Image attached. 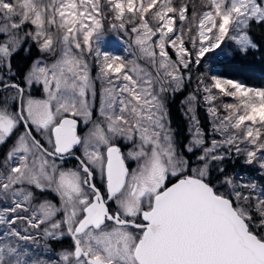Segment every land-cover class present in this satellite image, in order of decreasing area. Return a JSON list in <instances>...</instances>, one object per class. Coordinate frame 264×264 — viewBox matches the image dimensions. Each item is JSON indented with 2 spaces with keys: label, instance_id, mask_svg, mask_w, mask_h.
<instances>
[{
  "label": "snow or ice",
  "instance_id": "obj_1",
  "mask_svg": "<svg viewBox=\"0 0 264 264\" xmlns=\"http://www.w3.org/2000/svg\"><path fill=\"white\" fill-rule=\"evenodd\" d=\"M253 21L264 0H0V264H264V184L219 166L234 152L264 170V87L198 76L219 138L193 116L183 148L166 112L226 40L258 49ZM29 43L46 58L15 82Z\"/></svg>",
  "mask_w": 264,
  "mask_h": 264
},
{
  "label": "trees",
  "instance_id": "obj_2",
  "mask_svg": "<svg viewBox=\"0 0 264 264\" xmlns=\"http://www.w3.org/2000/svg\"><path fill=\"white\" fill-rule=\"evenodd\" d=\"M248 31L254 42L259 45L258 49L249 50L247 54L240 53L235 49L227 56L218 57L214 63V69L217 74L223 75L226 78L239 80L249 86L264 87V22H250ZM29 47L30 50L27 54L21 49L12 58V63L18 68V78H15V82L19 81L24 76L32 63L40 56V51L34 44L29 43ZM21 65H23L22 68ZM22 69H24L23 76H21ZM186 92L187 87H184L183 90L176 91L173 97L167 101L171 126L175 132L176 141L181 148L188 144L189 139L188 122L182 112V102L186 96ZM197 117L204 134L208 135L210 132V120L203 105L197 107ZM10 146V143L1 145L0 155L5 154ZM221 165L225 166L227 170L226 173L229 174H240V170H244L245 168L254 171L253 168L247 167L248 165L242 163L240 159H235L234 163L231 164V159L228 158L221 161ZM212 174L213 177L217 175L215 168L212 169ZM258 175H260L257 176L259 180L263 179L262 174ZM43 197L54 201L56 199L55 194L50 192L43 193ZM48 243L51 245L52 251H61L70 248L72 241L70 238L65 237L63 240L49 241Z\"/></svg>",
  "mask_w": 264,
  "mask_h": 264
},
{
  "label": "rangeland",
  "instance_id": "obj_3",
  "mask_svg": "<svg viewBox=\"0 0 264 264\" xmlns=\"http://www.w3.org/2000/svg\"><path fill=\"white\" fill-rule=\"evenodd\" d=\"M196 3H199V0H196ZM110 37H112L113 43H112V48L111 50L117 51L122 55H125L126 57L131 58L132 54L135 53V48H132L131 50L125 51V49L127 48V44H125L123 41L117 42L116 38L114 37L113 34H109ZM236 49V46L230 42L227 41L225 42V45H222V49H218L213 53H209L207 54L201 61V64L199 66H190V73H191V80L190 81H186L183 88L187 87V92H186V96L183 99L182 102V112L185 116V118L187 119L188 122V135H189V139L188 142L190 141L191 137H192V131L195 127V122L192 119L193 116L196 118V120L199 121L198 117H197V107L199 105H203L204 108L207 111V107L208 105L205 104V102L203 101V92H198L197 91V87H198V82H197V77L200 76L202 73L206 74L205 75V80L207 81V76L208 75H212V74H217V72L214 69V63L217 60L218 57H223V56H227L229 55L233 50ZM138 55V53H137ZM46 55L40 52V56L37 59H45ZM36 59V60H37ZM8 74L7 72L5 73V75ZM93 75H95V69H93ZM187 75V73H186ZM239 81V80H238ZM183 88L181 90H183ZM26 91L29 92L33 97L36 98H44L45 93L43 90V85H37V84H33V86L31 87V89H27ZM180 91V90H179ZM176 92H172L170 94H168L166 96V112H167V118L169 119V113H168V108H167V101L173 97V95ZM8 93L6 92L5 95H7ZM191 95H195L197 96V100L195 101H190V96ZM96 107H99V82L97 83V99H96ZM208 113V111H207ZM94 115H98V112H96V109H94ZM209 116V120H210V132L208 133V135H205V138L207 140H211L213 138H219L218 136H214V134L212 133V126H213V120L212 117L210 116V114L208 113ZM170 127L174 133L175 136V132L171 126V122H170ZM199 127L200 126V122H199ZM202 129V128H201ZM81 130L82 131H86V127H84L83 125H81ZM203 131V130H202ZM176 139V138H175ZM1 146V145H0ZM190 155V154H189ZM228 158L231 159V164L234 163L235 159H240L242 163H244V156H236V154L233 152L231 156H229ZM226 158V159H228ZM245 164V163H244ZM248 165V164H245ZM244 165V166H245ZM69 167H72L73 165H67ZM134 166V165H133ZM219 166L223 167L225 169V166L221 165V162H219ZM247 167L253 168L254 171H252L249 168H245L244 170L241 169L240 170V174L243 175L245 181H249V180H255L257 182L258 185L264 184V170H261L259 168V166L257 164H251L248 165ZM227 170L225 169V172ZM258 174H262V178L263 179H258L257 176H260ZM43 244V242H41ZM62 251V250H61ZM60 251H47L46 250V258L47 256H52L53 258H55V255L58 254Z\"/></svg>",
  "mask_w": 264,
  "mask_h": 264
},
{
  "label": "flooded vegetation",
  "instance_id": "obj_4",
  "mask_svg": "<svg viewBox=\"0 0 264 264\" xmlns=\"http://www.w3.org/2000/svg\"><path fill=\"white\" fill-rule=\"evenodd\" d=\"M21 49H22V51H24V53H26V54L29 52V50L26 51L24 48H21ZM19 60H21V59H19ZM21 61H22V60H21ZM22 66H23V65H21V68H22ZM23 68H24V67H23ZM12 69H13V73H15V78H18V76H17L18 68L16 67V65H15L14 63H12ZM21 71H22V75H21V76H23V74H24V73H23V72H24V69H22ZM7 76H10V77H11V76H12V73L6 74V75H5V78H6V79L8 78ZM21 76H20V77H21ZM17 82H22V78H21L19 81H17ZM22 86H24V85H22ZM167 108H168V106H167ZM168 113H169V108H168ZM75 163H76V162H75L74 160H72V161L69 162L68 165H73V166H74ZM96 180H97L98 183H102V181L100 180V177H99V176L96 177Z\"/></svg>",
  "mask_w": 264,
  "mask_h": 264
}]
</instances>
